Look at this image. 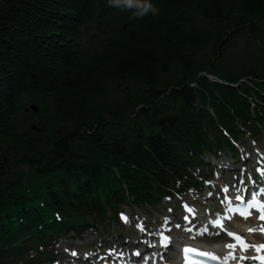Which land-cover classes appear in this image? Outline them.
<instances>
[{
	"label": "trees",
	"instance_id": "1",
	"mask_svg": "<svg viewBox=\"0 0 264 264\" xmlns=\"http://www.w3.org/2000/svg\"><path fill=\"white\" fill-rule=\"evenodd\" d=\"M153 3L139 19L108 0H0V264L153 202L253 120L264 0ZM242 79L256 89L228 85Z\"/></svg>",
	"mask_w": 264,
	"mask_h": 264
},
{
	"label": "snow or ice",
	"instance_id": "2",
	"mask_svg": "<svg viewBox=\"0 0 264 264\" xmlns=\"http://www.w3.org/2000/svg\"><path fill=\"white\" fill-rule=\"evenodd\" d=\"M258 171L260 172L261 176H264V169H258ZM223 191H227V186H225L223 189ZM211 194V193H210ZM166 199H170V197H166ZM237 199H241L240 197H237ZM185 207L186 210H188L189 212L192 213V215H195V212H194V209L190 208L186 203L183 205ZM249 207H256L260 210V212L264 213V204H262L260 201H256V200H253V201H249ZM169 211H171V209H169ZM251 213L250 212H243L241 211L240 212V215L242 216H245V218L250 215ZM121 217L124 218L126 220V217H124V214L121 213ZM165 219H168L167 217ZM185 220L188 219V217H184ZM225 219H231V217H225ZM259 219H261L262 221H264V215H260L259 216ZM209 223H211L214 227H218L220 228L222 231L226 232V234L229 236V237H232L233 240L235 241L234 243H228L227 245H225V247L229 248V249H234L236 248L237 246H239L241 248L242 251H246L247 248L249 247H253L256 249L257 252H260L262 248H264V245H249L247 244V242L244 240V238L242 236H240L238 233H234V232H231V231H228L227 229L224 228L223 226V220L217 218L215 220H211L209 221ZM180 225H177V227H179ZM187 230H191V229H187ZM207 227L204 228V231H207ZM261 231H264V227H262L260 229ZM249 231H254V229H249ZM163 238V240L165 241H169L171 238L168 237V236H164L162 233L160 234ZM166 246V245H165ZM115 251L114 249H109V253ZM183 251L185 253H187L189 251V247L188 246H185V248L183 249ZM73 255H76L75 252L72 253ZM136 255H139V250H136L135 252ZM206 255H209V256H212L213 258H216L218 259V257H215V255L213 253H205ZM87 255V254H86ZM118 255L120 256H123V253L120 252L118 253ZM228 256L229 257H232V258H236L235 257V254L234 252L230 251L228 253ZM248 257H240L241 260L243 259H247ZM253 259H259L261 260L262 262H264V255H261V256H258V257H253Z\"/></svg>",
	"mask_w": 264,
	"mask_h": 264
},
{
	"label": "clouds",
	"instance_id": "3",
	"mask_svg": "<svg viewBox=\"0 0 264 264\" xmlns=\"http://www.w3.org/2000/svg\"><path fill=\"white\" fill-rule=\"evenodd\" d=\"M108 4L121 10H131L135 18L158 15L159 7L153 0H108Z\"/></svg>",
	"mask_w": 264,
	"mask_h": 264
},
{
	"label": "rangeland",
	"instance_id": "4",
	"mask_svg": "<svg viewBox=\"0 0 264 264\" xmlns=\"http://www.w3.org/2000/svg\"><path fill=\"white\" fill-rule=\"evenodd\" d=\"M250 142H248V143H246V145L249 147L251 144H249ZM163 206L164 205H161L158 209H157V211H159L160 209H162L163 208ZM129 212H131V210H128ZM137 212H139V213H142V214H144L145 216H146V218H147V220L148 219H150V222H154L156 219H158V218H160L159 216H158V214H156V213H151V215L148 213V212H145V210L144 209H139V210H136ZM132 212H135V210L134 211H132ZM109 224V223H108ZM112 229V228H111ZM69 241V240H68Z\"/></svg>",
	"mask_w": 264,
	"mask_h": 264
},
{
	"label": "water",
	"instance_id": "5",
	"mask_svg": "<svg viewBox=\"0 0 264 264\" xmlns=\"http://www.w3.org/2000/svg\"><path fill=\"white\" fill-rule=\"evenodd\" d=\"M31 108L34 109V110H38V107L36 105H32Z\"/></svg>",
	"mask_w": 264,
	"mask_h": 264
},
{
	"label": "bare ground",
	"instance_id": "6",
	"mask_svg": "<svg viewBox=\"0 0 264 264\" xmlns=\"http://www.w3.org/2000/svg\"><path fill=\"white\" fill-rule=\"evenodd\" d=\"M239 227H240V225H239Z\"/></svg>",
	"mask_w": 264,
	"mask_h": 264
}]
</instances>
